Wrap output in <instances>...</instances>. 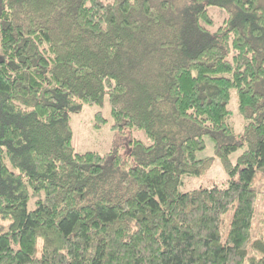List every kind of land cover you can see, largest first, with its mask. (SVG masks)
I'll use <instances>...</instances> for the list:
<instances>
[{"label": "trees", "instance_id": "16d2710c", "mask_svg": "<svg viewBox=\"0 0 264 264\" xmlns=\"http://www.w3.org/2000/svg\"><path fill=\"white\" fill-rule=\"evenodd\" d=\"M106 98L150 145L76 152ZM0 264H264V0H0Z\"/></svg>", "mask_w": 264, "mask_h": 264}, {"label": "rangeland", "instance_id": "374dc122", "mask_svg": "<svg viewBox=\"0 0 264 264\" xmlns=\"http://www.w3.org/2000/svg\"><path fill=\"white\" fill-rule=\"evenodd\" d=\"M210 14L213 16L215 24L218 25L222 19L219 8L210 7ZM231 116L230 124L233 125L237 133H242L244 130V121L238 113V104L236 92H233L229 104ZM101 112L106 119L105 122L97 125L96 116ZM70 124L73 130V144L77 153H85L89 151L99 152L100 154L109 153L115 149L126 152L131 140H139L145 145L152 143L151 139L142 130H129L125 134L118 133L112 129V117L108 98L105 99L104 105H83L82 109L71 114ZM212 144L209 141L206 150L200 156H212ZM237 154H233L231 159L235 161ZM227 181V175L224 173L218 159L214 160L212 169L207 175L203 176H184L182 191H189L202 186H210L214 183L224 185ZM34 202L30 201L29 209L34 208ZM261 210V205L258 207ZM258 217L256 213L255 220ZM257 221V220H256ZM255 232L257 231V222L254 224Z\"/></svg>", "mask_w": 264, "mask_h": 264}]
</instances>
